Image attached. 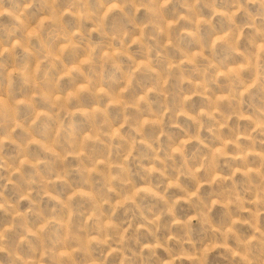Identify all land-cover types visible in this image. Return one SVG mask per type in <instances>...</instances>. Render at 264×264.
<instances>
[{"label":"rangeland","instance_id":"obj_1","mask_svg":"<svg viewBox=\"0 0 264 264\" xmlns=\"http://www.w3.org/2000/svg\"><path fill=\"white\" fill-rule=\"evenodd\" d=\"M0 264H264V0H0Z\"/></svg>","mask_w":264,"mask_h":264},{"label":"clouds","instance_id":"obj_2","mask_svg":"<svg viewBox=\"0 0 264 264\" xmlns=\"http://www.w3.org/2000/svg\"><path fill=\"white\" fill-rule=\"evenodd\" d=\"M231 231V229H229V232Z\"/></svg>","mask_w":264,"mask_h":264}]
</instances>
